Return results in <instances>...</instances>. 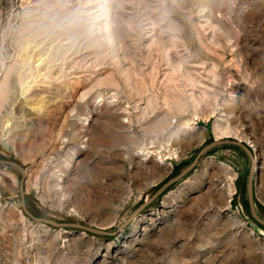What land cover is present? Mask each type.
Returning a JSON list of instances; mask_svg holds the SVG:
<instances>
[{"label": "rangeland", "instance_id": "1", "mask_svg": "<svg viewBox=\"0 0 264 264\" xmlns=\"http://www.w3.org/2000/svg\"><path fill=\"white\" fill-rule=\"evenodd\" d=\"M0 158L114 231L0 163V264H264V0H0Z\"/></svg>", "mask_w": 264, "mask_h": 264}, {"label": "water", "instance_id": "2", "mask_svg": "<svg viewBox=\"0 0 264 264\" xmlns=\"http://www.w3.org/2000/svg\"><path fill=\"white\" fill-rule=\"evenodd\" d=\"M219 143H233V144L239 145V146H241L249 154V156H250V158L252 160H254V158H255V155H254L252 149L248 146V144H246L241 139L231 138V137L214 138L212 141H210L209 143H207L203 147H201V149L198 151V153L194 157L193 161L187 167H185L180 172H178L174 176L170 177L166 182H164L156 190V192L152 195L151 199H153L154 197H156L157 195H159L160 193H162L165 189H167L175 181H177L178 179H180L181 177H183L185 174H187L197 164L198 160L206 153V151L208 149H210L211 147H213L214 145H217ZM0 163L6 164V165L15 166V167H17L21 171V173H22L21 180H20L21 203H22V207H23L24 211L32 219H34L36 221L44 222V223H50V224L58 225V226L85 227V228H88V229H90V230H92L94 232H97V233H113L114 232V231H109V230H105V229H102V228H98V227H95V226L87 225V224H84V223H81V222H76V221H59V220H56V219H53V218L36 215L35 213H33L30 210V208L27 205V201H26V187H25V183H26L27 171H26L25 166L22 163H20L19 161L14 160V159H10V158H0ZM253 165L251 166V168L249 170L248 178H247V193H248L249 205H250L251 212H252L253 216L255 217V219L258 222L264 224V218L260 215V213L258 211L257 204H256V201H255V198H254V193H253V185H254V181H253L254 180V169H253ZM145 204H146V202H143L132 213V215L129 218H127L119 226V228L125 226L134 217V215H136L140 211V209Z\"/></svg>", "mask_w": 264, "mask_h": 264}, {"label": "trees", "instance_id": "3", "mask_svg": "<svg viewBox=\"0 0 264 264\" xmlns=\"http://www.w3.org/2000/svg\"><path fill=\"white\" fill-rule=\"evenodd\" d=\"M237 147H238V149H240L241 151H243L244 153H246L247 154V152L241 147V146H238V145H236ZM180 172V171H179ZM178 173V172H177ZM176 173V174H177ZM173 185V184H172ZM172 185L171 186H169L168 187V189L169 188H171L172 187ZM26 199H27V194H26ZM245 203L247 204V206L249 207V209H250V205H249V199L247 198L246 199V201H245ZM27 205H28V207L30 208V210L33 212V213H35L36 215H39V216H43V214L41 213V211L39 210V209H37V208H35V207H33L31 204H29V203H27ZM261 207H262V205H260ZM257 208H258V211H259V204H257ZM250 213H251V216L253 217V219H255V217L253 216V214H252V212H251V209H250ZM260 213V212H259ZM261 215V214H260ZM262 216V215H261ZM256 220V219H255ZM257 221V220H256ZM258 222V221H257ZM260 223V222H259ZM261 224V223H260ZM262 226H264V224H261Z\"/></svg>", "mask_w": 264, "mask_h": 264}, {"label": "bare ground", "instance_id": "4", "mask_svg": "<svg viewBox=\"0 0 264 264\" xmlns=\"http://www.w3.org/2000/svg\"><path fill=\"white\" fill-rule=\"evenodd\" d=\"M257 165H258L257 160H255V161H254V165H253V169H254V171H255V169L257 168Z\"/></svg>", "mask_w": 264, "mask_h": 264}]
</instances>
